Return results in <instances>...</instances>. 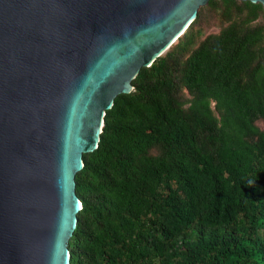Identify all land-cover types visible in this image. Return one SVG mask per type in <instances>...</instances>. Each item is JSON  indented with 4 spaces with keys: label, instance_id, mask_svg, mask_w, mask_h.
<instances>
[{
    "label": "trees",
    "instance_id": "16d2710c",
    "mask_svg": "<svg viewBox=\"0 0 264 264\" xmlns=\"http://www.w3.org/2000/svg\"><path fill=\"white\" fill-rule=\"evenodd\" d=\"M206 5L225 25L200 6L82 154L69 264H264V9Z\"/></svg>",
    "mask_w": 264,
    "mask_h": 264
},
{
    "label": "water",
    "instance_id": "95a60500",
    "mask_svg": "<svg viewBox=\"0 0 264 264\" xmlns=\"http://www.w3.org/2000/svg\"><path fill=\"white\" fill-rule=\"evenodd\" d=\"M207 2L0 0V264H69L82 154Z\"/></svg>",
    "mask_w": 264,
    "mask_h": 264
},
{
    "label": "rangeland",
    "instance_id": "374dc122",
    "mask_svg": "<svg viewBox=\"0 0 264 264\" xmlns=\"http://www.w3.org/2000/svg\"><path fill=\"white\" fill-rule=\"evenodd\" d=\"M206 4L202 5L203 8L199 11L200 14L199 28L201 31L199 39L203 38L208 33H217L220 30V28L223 25H225V22L221 19L219 8H216L214 6H208ZM183 97L187 98L189 97V95L185 94V96ZM257 124L261 128H264V122L258 121Z\"/></svg>",
    "mask_w": 264,
    "mask_h": 264
},
{
    "label": "clouds",
    "instance_id": "9594fccd",
    "mask_svg": "<svg viewBox=\"0 0 264 264\" xmlns=\"http://www.w3.org/2000/svg\"><path fill=\"white\" fill-rule=\"evenodd\" d=\"M81 207H82V203L80 204V208H81ZM80 208H79V209H80ZM76 223H77V222H76Z\"/></svg>",
    "mask_w": 264,
    "mask_h": 264
},
{
    "label": "bare ground",
    "instance_id": "6f19581e",
    "mask_svg": "<svg viewBox=\"0 0 264 264\" xmlns=\"http://www.w3.org/2000/svg\"><path fill=\"white\" fill-rule=\"evenodd\" d=\"M175 41V40H174ZM70 257V256H69Z\"/></svg>",
    "mask_w": 264,
    "mask_h": 264
}]
</instances>
